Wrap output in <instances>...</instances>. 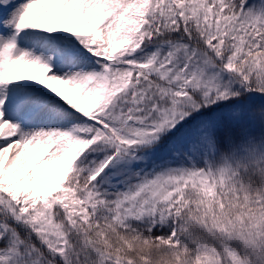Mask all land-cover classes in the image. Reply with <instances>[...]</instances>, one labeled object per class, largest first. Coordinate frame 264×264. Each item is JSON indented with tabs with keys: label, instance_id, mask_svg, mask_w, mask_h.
Masks as SVG:
<instances>
[{
	"label": "snow or ice",
	"instance_id": "1",
	"mask_svg": "<svg viewBox=\"0 0 264 264\" xmlns=\"http://www.w3.org/2000/svg\"><path fill=\"white\" fill-rule=\"evenodd\" d=\"M0 264H264V0H0Z\"/></svg>",
	"mask_w": 264,
	"mask_h": 264
}]
</instances>
